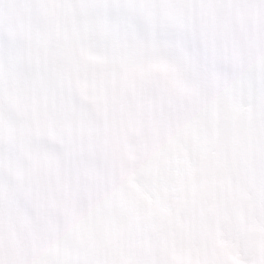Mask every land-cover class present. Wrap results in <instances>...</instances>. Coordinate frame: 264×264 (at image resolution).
I'll list each match as a JSON object with an SVG mask.
<instances>
[{"label": "clouds", "instance_id": "obj_1", "mask_svg": "<svg viewBox=\"0 0 264 264\" xmlns=\"http://www.w3.org/2000/svg\"><path fill=\"white\" fill-rule=\"evenodd\" d=\"M0 264H264V0H0Z\"/></svg>", "mask_w": 264, "mask_h": 264}]
</instances>
